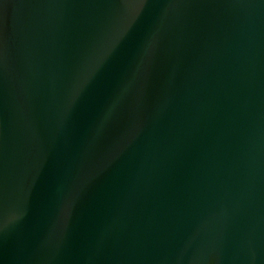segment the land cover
<instances>
[{"label": "water", "instance_id": "obj_1", "mask_svg": "<svg viewBox=\"0 0 264 264\" xmlns=\"http://www.w3.org/2000/svg\"><path fill=\"white\" fill-rule=\"evenodd\" d=\"M0 264H264V0H0Z\"/></svg>", "mask_w": 264, "mask_h": 264}]
</instances>
